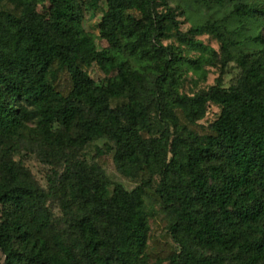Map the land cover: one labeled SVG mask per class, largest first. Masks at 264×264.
I'll list each match as a JSON object with an SVG mask.
<instances>
[{
  "label": "trees",
  "instance_id": "obj_1",
  "mask_svg": "<svg viewBox=\"0 0 264 264\" xmlns=\"http://www.w3.org/2000/svg\"><path fill=\"white\" fill-rule=\"evenodd\" d=\"M14 1L20 12L0 11V139L27 132L62 151L104 138L121 172L142 178L127 191L97 165L71 162L58 228L43 204L58 186L45 191L0 154V230L12 237L0 240L4 264H264V0H194L231 2L233 17L257 23L248 36L260 46L239 56L236 85L218 78L194 94L180 90L183 57L161 40L173 29L188 45L210 35L227 50L236 42L222 23L181 33L166 0ZM44 1L46 14L37 10ZM101 3L108 47L98 50L80 23ZM93 63L101 84L88 74ZM209 104L220 113L200 130ZM157 217L176 249L149 242Z\"/></svg>",
  "mask_w": 264,
  "mask_h": 264
},
{
  "label": "rangeland",
  "instance_id": "obj_2",
  "mask_svg": "<svg viewBox=\"0 0 264 264\" xmlns=\"http://www.w3.org/2000/svg\"><path fill=\"white\" fill-rule=\"evenodd\" d=\"M166 1L176 13L181 33H185L193 25L211 20L225 25L229 30L228 38L236 42L229 49L223 50L220 49L221 43L216 38L210 35H201L193 37L196 42H201V45H188L178 39L175 30L168 31V35L161 40L162 44L172 45L184 60L180 68L186 71L181 79L180 90L187 94L207 91L211 86L217 84L218 78H221V86L224 88L236 85L243 74V68L238 62L239 56L243 53H252L260 48L259 44L248 36L256 32L257 23L233 17L231 2L217 5L200 4L194 0ZM48 8L47 1L41 2L37 6V10L42 14H46ZM1 10L20 12L22 6L14 0H1ZM158 10H162L161 7ZM103 11L102 3L96 9L84 8L80 23L85 32L94 36L98 50L108 47L107 41L99 34V23ZM209 48L215 50V53L212 54ZM208 56L212 58V63L203 62L200 68L195 67L196 64L193 61H203ZM88 74L97 84H101L106 77L104 71L95 63L88 68ZM220 110L219 106L209 104L205 117L199 121L200 130H204L213 122L218 117ZM153 122L158 129L157 119L154 118ZM111 147V142L101 138L86 144L81 149L64 147L61 151L52 143L32 140L27 132L19 139H0V154H4L3 156L22 166L41 188L49 192L52 183L58 186V189L49 193L43 201L44 208L51 214L53 224L58 228H64L67 224L62 203L68 198V193L66 187H61V179L66 166L71 162L80 160L89 165H97L112 181L119 183L127 191L133 190L141 181V172L133 175H125L121 172L114 160V150ZM154 180L157 181L158 178L155 177ZM164 226L165 223L160 217L150 222L149 242L153 239L156 240L158 251L161 253L176 249L175 243ZM0 240L11 242V231L1 229ZM4 258L5 256L0 250V264H4Z\"/></svg>",
  "mask_w": 264,
  "mask_h": 264
}]
</instances>
